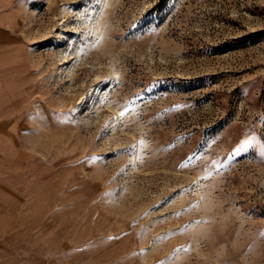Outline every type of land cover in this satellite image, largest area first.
<instances>
[{
    "label": "rangeland",
    "instance_id": "obj_1",
    "mask_svg": "<svg viewBox=\"0 0 264 264\" xmlns=\"http://www.w3.org/2000/svg\"><path fill=\"white\" fill-rule=\"evenodd\" d=\"M0 264H264V0H0Z\"/></svg>",
    "mask_w": 264,
    "mask_h": 264
}]
</instances>
